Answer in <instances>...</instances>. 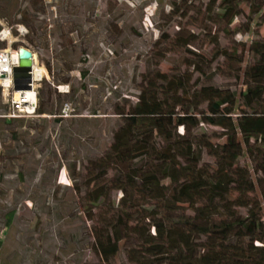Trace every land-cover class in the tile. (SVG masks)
I'll list each match as a JSON object with an SVG mask.
<instances>
[{
    "label": "rangeland",
    "instance_id": "374dc122",
    "mask_svg": "<svg viewBox=\"0 0 264 264\" xmlns=\"http://www.w3.org/2000/svg\"><path fill=\"white\" fill-rule=\"evenodd\" d=\"M236 1L229 22L224 0H0V52L25 48L44 74L35 112L22 118L3 117L7 95L0 87V264H99L90 230L122 193L110 189L94 204L83 197L123 180L128 163L114 162L104 177L95 165L122 123L117 110L127 113L157 73L190 91L230 94L232 119L264 114V87L251 106L244 99L256 86L246 73L264 54V0ZM196 111L219 117L206 102ZM224 131L206 123L194 131L208 142L199 166L209 175ZM240 176L253 189L244 196L249 206L236 211L251 208L264 223L263 142L243 145L232 171L234 180ZM238 197L232 190L228 198ZM134 244L126 234L112 264H130Z\"/></svg>",
    "mask_w": 264,
    "mask_h": 264
},
{
    "label": "trees",
    "instance_id": "16d2710c",
    "mask_svg": "<svg viewBox=\"0 0 264 264\" xmlns=\"http://www.w3.org/2000/svg\"><path fill=\"white\" fill-rule=\"evenodd\" d=\"M236 2L224 0L229 22L237 15ZM246 75L256 84L244 96L245 106H251L264 87V54ZM155 79L144 81L127 113L117 110L122 123L95 165L104 177L114 162L129 164L118 184L84 194L86 203L94 204L106 199L110 189L122 193L117 208L110 207L101 225L92 226L90 250L99 264H112L119 242L129 233L135 242L130 264H264V223L251 208L245 215L236 211L249 206L244 196L253 184L246 176L232 178L243 145L252 139L264 143V114L242 113L232 119L230 94L210 87L190 91L158 73ZM204 102L218 119L196 111ZM201 123L225 130V144L213 151L218 167L210 175L199 166L201 149L208 146L194 135ZM232 190L240 193L233 201L228 198ZM184 205L191 214L179 212Z\"/></svg>",
    "mask_w": 264,
    "mask_h": 264
},
{
    "label": "built area",
    "instance_id": "2783aa9c",
    "mask_svg": "<svg viewBox=\"0 0 264 264\" xmlns=\"http://www.w3.org/2000/svg\"><path fill=\"white\" fill-rule=\"evenodd\" d=\"M16 65L17 58L13 60L11 59L10 54L3 51L0 52V87L3 95H7L6 112L3 117L7 119L22 118L35 112L37 90L36 84L32 80L28 89L19 90V92H21V95H19L18 98H14L13 96L14 86L12 81V72L13 68ZM1 85H5V87H2ZM19 85L22 86L24 85V83L20 81ZM29 89L31 92H33V97L35 100L33 104L28 100L26 96L25 90Z\"/></svg>",
    "mask_w": 264,
    "mask_h": 264
},
{
    "label": "water",
    "instance_id": "95a60500",
    "mask_svg": "<svg viewBox=\"0 0 264 264\" xmlns=\"http://www.w3.org/2000/svg\"><path fill=\"white\" fill-rule=\"evenodd\" d=\"M32 53L25 49L19 48L17 54V65L13 68L12 81L14 90L28 89L31 82V76L29 74L32 66ZM22 81L24 85L20 86Z\"/></svg>",
    "mask_w": 264,
    "mask_h": 264
},
{
    "label": "bare ground",
    "instance_id": "6f19581e",
    "mask_svg": "<svg viewBox=\"0 0 264 264\" xmlns=\"http://www.w3.org/2000/svg\"><path fill=\"white\" fill-rule=\"evenodd\" d=\"M5 33V32H4ZM5 53L10 54L11 59L15 60L17 58V54H18V50L15 52L9 51V50H5L3 51ZM33 56V55H32ZM38 67V66H37ZM35 65V60H34V56L32 58V66H31V70L29 72L30 76H31V80L36 84L37 82H39L42 78H44V74H43V69H38ZM46 77V76H45ZM2 87H5V85H1ZM26 92V96L28 98V100L33 104L34 103V97H33V92L29 90H25ZM6 95V94H5ZM19 95H21V92H19V90H14L13 91V96L14 98H18Z\"/></svg>",
    "mask_w": 264,
    "mask_h": 264
}]
</instances>
